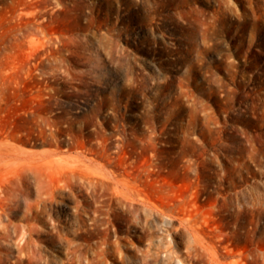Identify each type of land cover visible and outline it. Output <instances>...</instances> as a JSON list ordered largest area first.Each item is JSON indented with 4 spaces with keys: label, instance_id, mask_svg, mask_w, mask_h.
Here are the masks:
<instances>
[{
    "label": "rangeland",
    "instance_id": "374dc122",
    "mask_svg": "<svg viewBox=\"0 0 264 264\" xmlns=\"http://www.w3.org/2000/svg\"><path fill=\"white\" fill-rule=\"evenodd\" d=\"M0 264H264V0H0Z\"/></svg>",
    "mask_w": 264,
    "mask_h": 264
}]
</instances>
